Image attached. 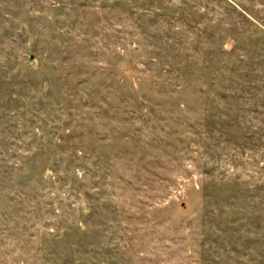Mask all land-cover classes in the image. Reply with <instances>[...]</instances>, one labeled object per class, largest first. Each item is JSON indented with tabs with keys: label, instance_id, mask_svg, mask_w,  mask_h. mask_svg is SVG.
Instances as JSON below:
<instances>
[{
	"label": "rangeland",
	"instance_id": "rangeland-1",
	"mask_svg": "<svg viewBox=\"0 0 264 264\" xmlns=\"http://www.w3.org/2000/svg\"><path fill=\"white\" fill-rule=\"evenodd\" d=\"M0 264H264V0H0Z\"/></svg>",
	"mask_w": 264,
	"mask_h": 264
}]
</instances>
